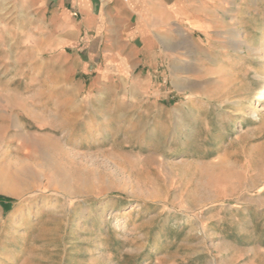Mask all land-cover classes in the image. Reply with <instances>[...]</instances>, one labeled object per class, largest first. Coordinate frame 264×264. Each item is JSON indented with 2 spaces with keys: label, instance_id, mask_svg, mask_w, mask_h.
Listing matches in <instances>:
<instances>
[{
  "label": "rangeland",
  "instance_id": "1",
  "mask_svg": "<svg viewBox=\"0 0 264 264\" xmlns=\"http://www.w3.org/2000/svg\"><path fill=\"white\" fill-rule=\"evenodd\" d=\"M241 4V56L207 83L232 111L206 123L58 77L0 14V264H264V0Z\"/></svg>",
  "mask_w": 264,
  "mask_h": 264
},
{
  "label": "crops",
  "instance_id": "2",
  "mask_svg": "<svg viewBox=\"0 0 264 264\" xmlns=\"http://www.w3.org/2000/svg\"><path fill=\"white\" fill-rule=\"evenodd\" d=\"M0 5V14L9 15L12 28L25 35L30 55H47L62 79L96 80L102 90L96 94L110 97L113 106L192 123H206L215 112L223 121L232 111L207 83L225 79L237 52L241 56V0H0ZM82 91V83L71 90ZM220 91L225 92H215Z\"/></svg>",
  "mask_w": 264,
  "mask_h": 264
},
{
  "label": "trees",
  "instance_id": "3",
  "mask_svg": "<svg viewBox=\"0 0 264 264\" xmlns=\"http://www.w3.org/2000/svg\"><path fill=\"white\" fill-rule=\"evenodd\" d=\"M13 201L11 199H7L4 196H0V204L6 203V205L12 203Z\"/></svg>",
  "mask_w": 264,
  "mask_h": 264
},
{
  "label": "bare ground",
  "instance_id": "4",
  "mask_svg": "<svg viewBox=\"0 0 264 264\" xmlns=\"http://www.w3.org/2000/svg\"><path fill=\"white\" fill-rule=\"evenodd\" d=\"M264 102V93L261 95V100H260V103H263Z\"/></svg>",
  "mask_w": 264,
  "mask_h": 264
}]
</instances>
